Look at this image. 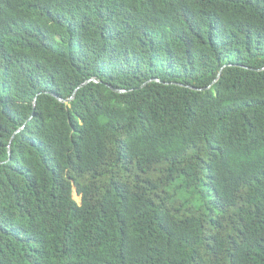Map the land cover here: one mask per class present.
<instances>
[{
  "label": "trees",
  "instance_id": "obj_1",
  "mask_svg": "<svg viewBox=\"0 0 264 264\" xmlns=\"http://www.w3.org/2000/svg\"><path fill=\"white\" fill-rule=\"evenodd\" d=\"M0 264H264V0H0Z\"/></svg>",
  "mask_w": 264,
  "mask_h": 264
},
{
  "label": "rangeland",
  "instance_id": "obj_2",
  "mask_svg": "<svg viewBox=\"0 0 264 264\" xmlns=\"http://www.w3.org/2000/svg\"><path fill=\"white\" fill-rule=\"evenodd\" d=\"M73 198H74L77 202H79V197H77L75 193H73Z\"/></svg>",
  "mask_w": 264,
  "mask_h": 264
},
{
  "label": "clouds",
  "instance_id": "obj_3",
  "mask_svg": "<svg viewBox=\"0 0 264 264\" xmlns=\"http://www.w3.org/2000/svg\"><path fill=\"white\" fill-rule=\"evenodd\" d=\"M75 193V192H74ZM77 196V195H76ZM78 197V196H77ZM79 201H80V198H79Z\"/></svg>",
  "mask_w": 264,
  "mask_h": 264
}]
</instances>
